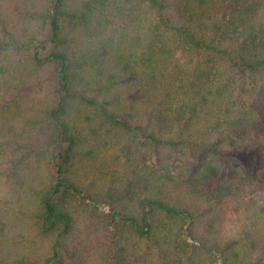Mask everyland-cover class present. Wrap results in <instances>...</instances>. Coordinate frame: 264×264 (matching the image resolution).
<instances>
[{
	"label": "trees",
	"instance_id": "16d2710c",
	"mask_svg": "<svg viewBox=\"0 0 264 264\" xmlns=\"http://www.w3.org/2000/svg\"><path fill=\"white\" fill-rule=\"evenodd\" d=\"M257 189L264 0H0V264H264Z\"/></svg>",
	"mask_w": 264,
	"mask_h": 264
},
{
	"label": "rangeland",
	"instance_id": "374dc122",
	"mask_svg": "<svg viewBox=\"0 0 264 264\" xmlns=\"http://www.w3.org/2000/svg\"><path fill=\"white\" fill-rule=\"evenodd\" d=\"M255 165V164H254ZM257 193V195L262 198L264 200V190H261V189H257L255 191Z\"/></svg>",
	"mask_w": 264,
	"mask_h": 264
}]
</instances>
